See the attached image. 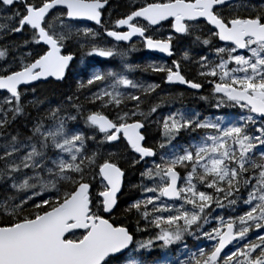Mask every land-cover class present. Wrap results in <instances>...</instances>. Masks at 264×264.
<instances>
[{"label": "snow or ice", "instance_id": "snow-or-ice-1", "mask_svg": "<svg viewBox=\"0 0 264 264\" xmlns=\"http://www.w3.org/2000/svg\"><path fill=\"white\" fill-rule=\"evenodd\" d=\"M121 7L0 0V264H264V0ZM163 22L173 34L154 38ZM133 37L169 57L186 46L131 64ZM130 169L139 195L122 205Z\"/></svg>", "mask_w": 264, "mask_h": 264}, {"label": "trees", "instance_id": "trees-1", "mask_svg": "<svg viewBox=\"0 0 264 264\" xmlns=\"http://www.w3.org/2000/svg\"><path fill=\"white\" fill-rule=\"evenodd\" d=\"M120 2L125 5V7H121L120 8V12H126L128 11V8L126 7V5L128 4L129 0H120ZM144 0H137V3H143ZM107 14H104L103 16V20L105 21L106 26L110 27L111 26V22L108 23L107 22ZM115 18H117V14L114 12L112 15V19L114 20ZM106 37H104L105 39ZM106 40H110V39H106ZM0 43H3V41H0ZM180 46L177 44L174 45V51L176 52V55L173 56L172 59H177L182 55V50L183 48L186 46V41L184 40H180ZM196 51H199V49H196ZM98 60H101V62L103 64H105L106 66H110V67H114L117 70H120V63L116 60H108V61H103L101 58H97ZM159 60V58H157ZM169 63L171 62V60L168 61ZM152 72H143L141 71V73H134L133 76L134 78H137L139 75H141L143 78L147 77L149 79L152 78L151 76ZM161 76L162 74H158L155 73L154 75V79L157 80L158 82H160L161 84V89H164L165 91L170 90L166 85L161 83ZM153 80V79H152ZM154 80V81H155ZM58 86L56 84H45V85H40L38 86V91L43 92L45 94L48 95H53L54 92L57 90ZM159 90V89H158ZM177 90V89H175ZM181 90V89H180ZM192 106L189 107H194L196 109H200L203 110L204 113H208V112H213L214 109L209 107V104L205 103L204 105L200 104H191ZM139 167V166H138ZM139 180V173L138 171L134 170V169H130L128 171V173L126 174V180H125V188L123 190V195L120 198V203L123 205L126 201L129 200V198L131 197H135L139 195V192L137 189L131 188L130 185L131 184H135L137 183ZM118 219H120L121 221L125 222L126 225L129 227L130 230H132L135 227V218L131 215H128L127 217H125L123 214H121ZM149 235V233H139L136 235V239H143L146 238Z\"/></svg>", "mask_w": 264, "mask_h": 264}, {"label": "rangeland", "instance_id": "rangeland-1", "mask_svg": "<svg viewBox=\"0 0 264 264\" xmlns=\"http://www.w3.org/2000/svg\"><path fill=\"white\" fill-rule=\"evenodd\" d=\"M107 19V22L108 23H110L111 22V20H109L108 18H106ZM153 34V36H154V38H164L165 36H167V35H171V34H173V30L172 29H170V27L168 26V25H164V27L163 28H161V29H159V31L158 32H154V33H152ZM107 39V38H106ZM106 39H104V36H101V37H99V42L100 43H102V44H104V45H107V46H111L113 43H115V42H113V41H111V40H106ZM113 42V43H112ZM179 44H180V42H179ZM181 45V44H180ZM135 48H136V51H132V52H130L129 54H128V57H127V62L128 63H131V64H140V65H144V64H146V63H153V62H155V63H167L166 61H164V60H162V59H152V58H150L148 55H146V54H143L141 51H142V48L140 47V45L139 44H136L135 45ZM102 59V58H101ZM114 60H116V61H118L119 63H120V67L122 68V65H121V61H120V59L119 58H116V59H114ZM146 61V62H145ZM137 73V72H141L139 69H136V70H134V71H132V72H129V73H127L128 75H129V77L130 78H134V76H133V74L134 73ZM155 75V74H154ZM134 79H139V80H143V81H145V82H155V83H160V82H158L157 80H151V79H149V78H143L141 75H139L137 78H134ZM158 91H160V90H158ZM185 104V103H184ZM192 103H189V102H187L186 103V105L187 106H192L191 105ZM154 130H153V134L154 135H156V131H155V128H153ZM217 211H219V210H217ZM188 243H189V245L191 246L192 245V243H193V241H191V239H189L188 240Z\"/></svg>", "mask_w": 264, "mask_h": 264}, {"label": "flooded vegetation", "instance_id": "flooded-vegetation-1", "mask_svg": "<svg viewBox=\"0 0 264 264\" xmlns=\"http://www.w3.org/2000/svg\"><path fill=\"white\" fill-rule=\"evenodd\" d=\"M164 25H168L167 23H165ZM147 34V33H146ZM177 39H178V37L177 38H174V41H173V45H179L180 46V44L179 43H177ZM113 43V42H112ZM136 45V44H139L140 45V47L142 48V53L143 54H146V55H148L150 58H152V59H157V58H159V59H162L161 57H159V56H157V55H155V54H152V53H149L146 49H144L143 48V46H142V43H141V40L139 39V40H136V41H134V42H132V43H130V44H128V46L130 47L131 45ZM119 46H124V44H119ZM174 55H176V52H175V54ZM173 55V56H174ZM173 56L171 57V59H169V60H172V58H173ZM163 60V59H162ZM169 60H164V61H166L167 63H169L168 61ZM146 62V61H145ZM136 73V72H135ZM137 73H139V72H137ZM141 73V72H140ZM154 74L155 73H151V76H152V78H151V80L153 79V80H155L154 78ZM40 85H45V84H40ZM39 85V86H40ZM175 89H177V90H175ZM181 89V90H180ZM170 90H172V91H175V92H183L184 93V103L186 104L187 102H189V103H192V104H197V105H200V104H202V105H204L205 104V102L204 101H200V100H198V99H196V98H194V96H193V94H192V92L190 91V90H188L185 86H176L175 88H173V89H170ZM201 94H205V93H201ZM198 110V109H197ZM199 111H202V112H204L203 110H200L199 109ZM208 113H210V112H208ZM205 114H207V113H205Z\"/></svg>", "mask_w": 264, "mask_h": 264}, {"label": "water", "instance_id": "water-1", "mask_svg": "<svg viewBox=\"0 0 264 264\" xmlns=\"http://www.w3.org/2000/svg\"><path fill=\"white\" fill-rule=\"evenodd\" d=\"M102 20H103V16H102ZM164 24L165 23H167V22H163ZM89 24L90 25H92L93 24V22H89ZM94 26V25H93ZM108 39H110V40H112L113 42H115L112 38H108ZM140 38H138V37H133L132 38V40L130 41V42H128V44H130V43H132V42H134V41H136V40H139ZM115 43H117V42H115ZM119 44H124V42H119ZM147 50V49H146ZM149 53H152V54H155V55H157V56H159V57H161L163 60H169V59H171V57H169V56H167V54H165V53H160V52H158V51H150V50H147ZM51 79V78H50Z\"/></svg>", "mask_w": 264, "mask_h": 264}, {"label": "bare ground", "instance_id": "bare-ground-1", "mask_svg": "<svg viewBox=\"0 0 264 264\" xmlns=\"http://www.w3.org/2000/svg\"><path fill=\"white\" fill-rule=\"evenodd\" d=\"M106 39V38H105ZM154 130V129H153Z\"/></svg>", "mask_w": 264, "mask_h": 264}]
</instances>
